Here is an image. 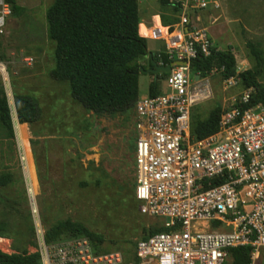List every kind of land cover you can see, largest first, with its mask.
I'll return each instance as SVG.
<instances>
[{
    "label": "rangeland",
    "instance_id": "1",
    "mask_svg": "<svg viewBox=\"0 0 264 264\" xmlns=\"http://www.w3.org/2000/svg\"><path fill=\"white\" fill-rule=\"evenodd\" d=\"M140 1L142 14L162 10L159 0ZM208 1L203 9L191 7L193 19L207 28L214 47L232 45L238 73L253 69L255 60L248 43L257 42L264 50V0ZM53 2L18 0L20 14L11 12L0 33V54L12 84L15 129L11 138L0 125V174L11 178L0 189V222L6 227L0 249L11 253L14 247L26 246L35 251L31 243L37 242L36 223L46 233L52 224L69 218L104 235L102 252L135 254L145 227L153 222L141 212V202L135 197L136 142L132 146L131 141L137 134L136 112L133 109L114 117L94 114L73 99L68 83L51 77L55 45L48 36L46 13ZM149 44L162 47L165 43L149 39ZM165 79L159 80L160 92L166 88ZM153 80L152 74L140 72L139 97L150 95ZM193 80L206 90L205 98L194 107L203 118L217 106L229 108L246 91L241 79L235 77V84H230L219 71L202 78L194 75ZM261 83L264 85V75ZM16 93L37 99L41 109L37 122L26 125L18 121ZM18 124L23 141L18 137Z\"/></svg>",
    "mask_w": 264,
    "mask_h": 264
},
{
    "label": "built area",
    "instance_id": "2",
    "mask_svg": "<svg viewBox=\"0 0 264 264\" xmlns=\"http://www.w3.org/2000/svg\"><path fill=\"white\" fill-rule=\"evenodd\" d=\"M170 1L181 3L179 21L150 25L144 37L164 41L168 63L160 64L180 62L167 73L165 90L136 103L134 160L141 212L169 230L141 238L135 254L125 256L94 251L85 237L47 243L36 223L41 264H231L233 247H250V264H264V104L243 107L253 92L246 89L224 111L216 133L193 136L191 114L206 90L196 86L193 76H204L191 61L209 55L213 43L191 7L210 2ZM11 12L0 0V33ZM0 81L11 104V78L1 54ZM225 81L235 84L234 77Z\"/></svg>",
    "mask_w": 264,
    "mask_h": 264
},
{
    "label": "trees",
    "instance_id": "3",
    "mask_svg": "<svg viewBox=\"0 0 264 264\" xmlns=\"http://www.w3.org/2000/svg\"><path fill=\"white\" fill-rule=\"evenodd\" d=\"M5 1L10 4L12 14H20L22 8L18 5V0ZM159 1L164 11L161 15L163 23L168 25L178 22L181 3ZM46 19L49 39L55 45V66L50 71L51 77L68 83L73 99L94 114L114 117L118 114L126 115L135 109L139 99L140 74L135 71L141 66L139 60L148 54V39L139 33V0H54L47 10ZM248 48L255 60L253 69L237 72V61L231 53L232 45L227 49L213 46L209 55L199 53L191 61V65L195 72L204 77L219 71L223 79H241L244 89H253L249 102L241 104L243 107L264 104V85L261 83L264 75V50L259 43L252 41L248 43ZM160 55L161 57L155 55L153 58L168 63L165 53ZM161 75L150 85L151 96L160 93L159 80L168 74ZM14 102L20 123L33 124L39 120L41 109L36 98L16 93ZM225 110L217 106L203 118L197 109H193V136L202 139L216 133ZM0 125L6 136L15 137L11 108L1 81ZM136 139L137 135L131 141L132 146ZM10 180L8 174H0V189ZM161 223L160 220L153 219L145 227L142 238L169 230ZM5 230L4 223L0 222V237L5 236ZM64 237H85L94 251H101L100 247L105 242L103 234L69 218L52 224L45 233L47 243ZM31 244L37 247L36 241ZM13 250L14 252L9 253L0 249V264H41L40 254L30 251L28 247L17 246ZM250 262V247L231 248V264Z\"/></svg>",
    "mask_w": 264,
    "mask_h": 264
},
{
    "label": "crops",
    "instance_id": "4",
    "mask_svg": "<svg viewBox=\"0 0 264 264\" xmlns=\"http://www.w3.org/2000/svg\"><path fill=\"white\" fill-rule=\"evenodd\" d=\"M139 3L141 4L140 0H139ZM163 12L164 11L161 10V12L159 13L149 12V11H145L143 14L140 13V16H141V23L139 25L140 35L144 36V34L141 33V25L148 27L153 24H159V21L162 22L161 14ZM157 19H159V21H157ZM164 51H165V44L162 47H161V44L160 45L149 44V39H148V54L142 57L139 60V63L145 67H149L151 59L155 55H160ZM22 124L28 125V123H22Z\"/></svg>",
    "mask_w": 264,
    "mask_h": 264
},
{
    "label": "water",
    "instance_id": "5",
    "mask_svg": "<svg viewBox=\"0 0 264 264\" xmlns=\"http://www.w3.org/2000/svg\"><path fill=\"white\" fill-rule=\"evenodd\" d=\"M179 62L180 61H173L167 65H162L157 60L152 58L151 64L149 65V67H145L141 65L135 72L136 73L143 72V73L152 74L154 76V79L157 81L159 79V76L162 73H169L172 65L175 63H179Z\"/></svg>",
    "mask_w": 264,
    "mask_h": 264
},
{
    "label": "bare ground",
    "instance_id": "6",
    "mask_svg": "<svg viewBox=\"0 0 264 264\" xmlns=\"http://www.w3.org/2000/svg\"><path fill=\"white\" fill-rule=\"evenodd\" d=\"M155 25H159V24H155ZM141 33L142 34H145L146 33V27L144 26V25H141ZM19 125V127L21 126L20 124H18ZM19 131V132H18ZM17 133H18V137L20 138L21 137V127H20V130H18L17 129ZM20 141H23V138H20ZM22 143V142H21ZM22 146H23V148L25 147L24 146V144L22 143ZM25 149V148H24ZM28 151H27V149L24 151V156H23V158H24V160H25V162H26V166H25V168H26V170L30 167V162H29V158H28ZM28 166V167H27ZM31 191H32V189H31ZM34 195V194H33ZM0 241H1V238H0Z\"/></svg>",
    "mask_w": 264,
    "mask_h": 264
}]
</instances>
